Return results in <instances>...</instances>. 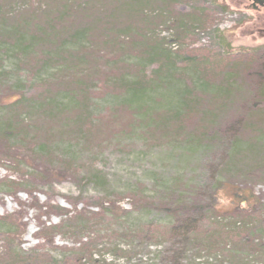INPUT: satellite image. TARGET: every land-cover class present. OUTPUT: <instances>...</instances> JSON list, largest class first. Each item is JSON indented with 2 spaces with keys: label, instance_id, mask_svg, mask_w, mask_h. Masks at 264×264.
Listing matches in <instances>:
<instances>
[{
  "label": "rangeland",
  "instance_id": "obj_1",
  "mask_svg": "<svg viewBox=\"0 0 264 264\" xmlns=\"http://www.w3.org/2000/svg\"><path fill=\"white\" fill-rule=\"evenodd\" d=\"M217 2L227 11L212 0L197 2L207 21L193 34H178L175 24L158 19L151 27L170 54L175 81L183 78L190 85L192 63L204 64L213 87L221 85L222 74L236 72L228 74L237 84L228 104L200 98V107L193 108L189 117H164L165 132L124 114L120 118L96 114L93 120L101 127L85 138L67 132L59 137L55 132H64V123L58 117L26 119L18 113L41 132L29 135L31 140L19 135L16 141L10 137V143L0 140V264H264L257 254L264 250V164L240 154L233 155L234 164L229 163L231 139L222 133L241 121L238 141L255 144L258 139L255 145H264V111L251 119L246 116L254 111L256 100L252 74L259 71L264 57V9L245 8L243 0ZM27 11L25 0L0 7V15L10 17ZM3 23L0 29L6 31L16 25L12 20ZM7 41L0 51L11 49ZM10 58L0 78L16 62ZM26 87L0 80V120L7 118L5 100ZM31 87L36 91V85ZM95 90L99 105L120 93L103 81ZM205 111L214 117H204ZM209 125L221 132L219 139L207 132ZM66 127L75 131L69 128L72 125ZM9 148L15 153L7 154ZM257 151L264 158V149ZM236 188L255 198L240 215L230 213ZM189 206L198 211L187 216L205 224L200 239L186 248L163 228L183 221L186 216L181 212ZM220 212L229 214L222 218ZM65 213L78 214L75 223L67 225L75 226L74 232L63 230ZM148 225L158 228L145 231ZM55 226L62 228L56 235L44 230Z\"/></svg>",
  "mask_w": 264,
  "mask_h": 264
},
{
  "label": "trees",
  "instance_id": "obj_2",
  "mask_svg": "<svg viewBox=\"0 0 264 264\" xmlns=\"http://www.w3.org/2000/svg\"><path fill=\"white\" fill-rule=\"evenodd\" d=\"M14 1L17 0H0L3 3L0 7ZM200 1L202 0H25L29 4V11L26 13L13 14V17H10V13L0 15V24H4V20L16 22L11 31L0 29V45L7 40L12 45L11 49L0 51V70L10 58L6 55L11 54L10 59L16 60L0 80H8L16 86L27 85L25 89L10 95L3 103L7 118L0 120V140L10 143V139L16 141L18 135L25 140L39 135L41 131L38 127L32 128L26 123L28 120H24L18 113L25 114L26 119L30 115L46 119L58 117L64 123L61 128L64 132H55L59 133V137L67 132L78 135V138H85L101 127L96 126L93 120L96 114H101L99 117L102 118H120L124 114L135 122L139 119L148 128L159 126L165 132L164 117L170 116L175 120L189 117L193 108L197 110L200 107V98H207L209 101L213 98L221 104H228L231 98L229 95L236 91L237 86L234 75L228 74H235V70L231 71L235 73L222 74L221 85L213 87L215 84L210 83L212 78H208L204 64L190 62L192 64L188 66L193 71L190 85L183 78L175 81L170 54L164 48L165 45L153 35L151 26L156 19L175 24L178 34L190 35L195 29L204 28L207 21L204 18L205 9L196 5ZM212 2L227 11L217 0ZM187 10L190 12L186 13ZM171 15L174 17L172 20ZM122 50L135 56L125 57ZM261 62L259 71L252 74L256 81L253 88L256 100L251 108L254 111L246 115L248 119H251V115L264 111V57ZM199 69H203V72ZM102 81L108 88H112V92L119 90L120 93L115 97L102 99L104 103L99 105L98 99L93 95L96 92L95 85ZM197 82H201V87ZM34 85L36 91L32 90L34 87L31 86ZM104 112L106 113L103 114ZM203 115L208 119L214 117V113L209 111L203 112ZM208 123L213 124V121ZM69 125L75 131H67L66 126ZM210 126L207 132L219 139L221 132H215ZM240 131L241 121L234 122L233 126L222 132L224 137L231 139L228 146L233 152L229 163L234 164L236 159L233 155L237 158L240 154L255 158L257 164H264V158L257 151L264 149V145H255L259 142L258 139L255 144L239 142ZM257 133L260 135L262 131ZM42 148L43 145L39 147V151ZM13 153L12 148L7 150V154ZM254 199L252 193L236 188L231 199L230 213L242 214L243 209H246L244 206L251 205ZM192 209L189 206L187 211L181 212L186 216L183 221L163 228L168 231L167 235L171 239L185 243L186 248L187 245L194 246L200 239L205 224L202 219L187 216L191 214L190 211H198L196 206ZM65 214L67 221L63 222L66 227L63 230L66 233L74 232L75 226L67 225L74 224L78 214ZM219 214L224 218L229 213ZM235 224L237 223L234 226ZM144 228L145 231L154 232L158 227L148 225ZM59 229L62 228L55 226L45 227L44 230L56 235L60 232ZM226 237L228 238L227 235ZM257 254L264 259V250L258 249Z\"/></svg>",
  "mask_w": 264,
  "mask_h": 264
},
{
  "label": "flooded vegetation",
  "instance_id": "obj_3",
  "mask_svg": "<svg viewBox=\"0 0 264 264\" xmlns=\"http://www.w3.org/2000/svg\"><path fill=\"white\" fill-rule=\"evenodd\" d=\"M245 2L244 7L252 9L255 12H260L264 9V0H243L240 4L243 5Z\"/></svg>",
  "mask_w": 264,
  "mask_h": 264
}]
</instances>
